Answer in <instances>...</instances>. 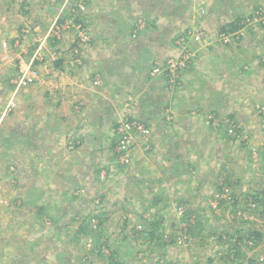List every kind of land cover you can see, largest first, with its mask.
Returning <instances> with one entry per match:
<instances>
[{"label":"rangeland","instance_id":"obj_1","mask_svg":"<svg viewBox=\"0 0 264 264\" xmlns=\"http://www.w3.org/2000/svg\"><path fill=\"white\" fill-rule=\"evenodd\" d=\"M180 175L214 213L203 239ZM260 200L264 0H0V264H264Z\"/></svg>","mask_w":264,"mask_h":264},{"label":"crops","instance_id":"obj_2","mask_svg":"<svg viewBox=\"0 0 264 264\" xmlns=\"http://www.w3.org/2000/svg\"><path fill=\"white\" fill-rule=\"evenodd\" d=\"M31 65H30V62L29 63H27V67H30ZM25 66H23V68L21 69L23 72H24V74L23 75H21V77H20V81H19V86H21L22 84H24V83H22V79L21 78H24L23 80H27V79H29V81L27 80L26 82H25V84L24 85H26V84H28V83H31L33 80V82H35L37 79H38V77H37V75L38 74H35V73H33V72H31V71H29V70H27L26 68H24ZM37 78V79H36ZM36 79V80H35ZM128 99V98H127ZM8 110V106L6 107V110H5V115H4V117H7V116H9L10 115V113L7 111ZM131 112L134 114L133 115V117L134 118H139V119H141V120H147V119H149V115L148 116H146V115H144L143 113H142V111L140 110V112H135L134 110H132L131 109ZM48 115V114H47ZM47 115H45V117H47ZM143 126V125H142ZM144 127V126H143ZM83 133V132H82ZM100 137H102L101 135H100ZM69 145L71 146V144H69V143H63L62 141H60L59 143H56L55 144V146H49V151L52 153V154H56V151L59 149L58 147H61L60 149V153H62V154H65V153H67V151L68 150H70V147H69ZM24 150H25V153L28 151V148H27V146L25 145L24 146ZM41 150H42V146L41 145H39V152H41ZM38 151V149H36L35 148V152H37ZM43 152V151H42ZM41 152V153H42ZM58 153V152H57ZM120 157V159H119V162L117 161V160H115L114 158L112 159V162H113V166H115L116 164H119L118 166H119V169H121V168H123L126 164H129L130 165V169L132 168V167H134V164H137V162L135 161L136 159H131L130 158V160H129V162L128 163H126L125 164V162H127L128 160H126V159H124V158H122L121 156H119ZM102 161H104V159L102 160ZM138 164H140V160H138ZM129 165H127V166H129ZM103 166L104 165H100V168L101 169H103ZM127 166H125V167H127ZM110 168H111V166H110ZM112 169V168H111ZM113 169H115L114 167H113ZM198 170V169H197ZM113 171H115V170H113ZM112 176H107L106 175V171H100V179H105V178H108L109 179V181L111 180L110 178H111ZM139 173L138 172H135V173H133V172H131L130 174H129V176L127 177V178H124V182L126 183V184H128L129 186H131V185H134V186H138V185H140V184H143L144 183V180H139L138 182H137V179H139ZM41 178V177H40ZM180 178H182V180H184V185L182 186L181 184H180V182H178L179 183V185L182 187L181 188V190H182V193L184 194V198H183V200H182V204L184 205V207L182 206V210H180L181 211V214H182V216H183V218H187V217H190V216H194V217H196V218H200V215H203V216H206V217H208L209 218V220H210V217L212 218L214 215H212V214H214L213 213V211H211V207L209 206V205H207V206H202V205H200L199 204V200L200 199H197V202H195V201H193V200H195L196 199V193L197 192H199L200 194H202L201 193V190H202V188H200V189H198V187H197V184L196 185H194V184H192V182L189 184L188 182H187V180H185V178H183V175H180ZM208 182V181H207ZM112 183H113V181H112ZM53 184V183H52ZM114 184V183H113ZM202 185H206V182L204 183H202ZM54 186V184L52 185V187ZM55 187H53L52 189H50V191L49 192H46V193H44V195L43 196H40V197H43V199L44 200H46L47 199V197H45V195H48L50 192H52V193H57L58 192V190H53ZM181 190L179 191V192H181ZM109 194H110V196H111V198L112 199H115L117 196H119L120 195V192H109ZM160 195H161V198L164 200V199H168V196H167V194L166 193H163V192H161L160 193ZM122 197H128L129 198V200H131V198L134 200V199H136V198H139V195H138V189H135V188H133L132 189V192L129 190V192L127 193V196L126 195H124L123 196V194L121 195ZM191 200L193 201V202H191ZM198 207H201V208H198ZM147 212H148V210L147 211H145V213L147 214ZM162 212V211H161ZM163 212H165V211H163ZM144 212L143 213H139L137 210H136V212H135V217H138V218H142V217H144L146 214H145ZM128 214V213H127ZM127 214H125L126 216H127ZM148 215H150V216H152L153 218H154V221H153V223L150 225L149 224V226L147 225V224H145V226H144V230L146 231V232H149V231H151L152 229H151V226L152 225H154V231L155 232H159V231H164L165 230V228H163V224H164V221H163V217L164 216H161V218L157 215V212H153V211H151ZM121 216H124V213L123 212H121ZM128 217V216H127ZM206 217H204L203 218V220H200L199 219V226L200 227H204V229H205V224H204V220H205V218ZM126 219V218H125ZM124 219V220H125ZM196 220V219H195ZM193 225H194V228H193V231L192 230H190V232L191 233H197V231L199 230V229H197V228H199V226H197L196 224H194L193 223ZM120 228H122V232H126L125 230L126 229H129V230H131L129 227L128 228H126L125 227V225H121V226H119ZM177 229H179V232H182V231H186V230H188L189 231V226H186V225H180L179 226V224H177ZM141 229L142 230V226L141 225H137V226H135V229ZM129 230L127 231V232H129ZM204 233H206V231L204 230ZM190 234V233H189ZM160 236H162V234H160Z\"/></svg>","mask_w":264,"mask_h":264},{"label":"built area","instance_id":"obj_3","mask_svg":"<svg viewBox=\"0 0 264 264\" xmlns=\"http://www.w3.org/2000/svg\"><path fill=\"white\" fill-rule=\"evenodd\" d=\"M22 80V83H24L25 84V82L28 80L29 81V79H27V80H23L24 78H21ZM23 84V85H24ZM126 128V127H125ZM133 128H134V130H135V132H142V131H144L143 129H144V127L142 126V125H140V124H138V123H135L134 125H133ZM119 133V132H118ZM122 136H123V141H122V144H121V149L119 148H117L118 149V151H120L121 153H126L127 151H129V148H130V145H128L129 143H130V141H129V138H131V132L130 131H126V130H124V132L122 133ZM128 143V144H127ZM123 149V150H122Z\"/></svg>","mask_w":264,"mask_h":264},{"label":"trees","instance_id":"obj_4","mask_svg":"<svg viewBox=\"0 0 264 264\" xmlns=\"http://www.w3.org/2000/svg\"><path fill=\"white\" fill-rule=\"evenodd\" d=\"M235 24L234 23H232V24H229V26L231 27V30L230 31H233L232 30V28H233V26H234ZM116 127V126H115ZM74 145L75 146H77V143L75 144L74 143ZM116 153L118 154V156H120V154H121V152L120 151H118L117 149H116ZM117 160V159H116ZM118 161V160H117ZM260 202H261V204H263L264 205V201L263 200H260ZM264 211V210H263ZM84 225H85V223H84ZM148 226H149V224H147ZM151 225V224H150ZM238 227L239 226H237V228L236 229H234V230H232L233 232H235V233H239V229H238ZM86 228H87V226H86ZM82 229V228H81ZM151 231H149V233H150V236L152 237V238H154V237H158V236H160L159 234L157 235V236H154V233H155V231H154V225H152L151 226ZM104 230V229H103ZM204 227H199V231H198V233H200L201 234V236H199L200 238H202V237H204V234H206V233H204ZM138 231V233H140V232H142V230L141 231H139V230H137ZM245 231H247V230H245ZM101 232V231H100ZM254 232H256L257 233V235H259L260 233L259 232H257V230H255ZM147 233V232H146ZM148 234V233H147ZM255 235V234H254ZM203 239V238H202Z\"/></svg>","mask_w":264,"mask_h":264}]
</instances>
